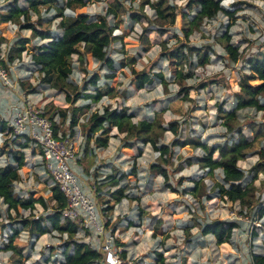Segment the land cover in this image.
<instances>
[{"label": "rangeland", "instance_id": "rangeland-1", "mask_svg": "<svg viewBox=\"0 0 264 264\" xmlns=\"http://www.w3.org/2000/svg\"><path fill=\"white\" fill-rule=\"evenodd\" d=\"M12 1L0 0V13L5 12L4 9H7ZM112 1L89 0L85 7L76 8L74 11L94 17L103 13ZM159 1L150 0L152 3ZM219 1L226 11L235 14L234 17L230 18L221 13L211 21H204L198 30L191 32L188 39L183 37L181 28L187 26V20L192 18L195 12L188 14L184 21L178 16L174 26L168 28L164 35L155 31L147 19L141 18L139 22H133L127 13L120 12L118 22L122 20V23H119L113 34L119 39L107 50L108 56L115 60L112 70L98 62H89L82 67L76 62V56L71 59L74 66L70 80L74 85L80 87L82 82L88 81L93 74L100 76L98 90L102 98L99 102L93 101L92 96L95 94L93 87H90L88 92L91 94L88 100L80 98L71 106L66 103V97L70 96L72 99L76 91L71 89L57 91L42 85L41 75L36 72L30 60L36 41L26 45L27 51L22 54L20 60H15L12 64L6 63L10 75L4 73L5 78L0 75V101L8 102L7 106L11 107L17 100L25 98L24 101L28 100L27 102L43 109L48 119L53 117L57 121L60 134L70 132L69 121L73 108L85 106L89 102V109L77 113L79 125L73 134H76L75 137L79 135L83 141L82 124L94 112L109 107L132 113L135 122L157 120L166 130L158 146L170 145L175 140L183 141L187 137H197L201 142L207 143L209 148L221 144L225 133L222 125L223 113L233 108V93L238 91L236 82L241 71L246 69V62L251 54L264 43V0ZM187 2L188 0H167V4L177 6L181 13L185 14ZM140 3V0H126V6L133 9H137ZM18 6L22 10L28 9L26 0H18ZM55 6L52 8H56ZM143 12L149 21H152L153 12L150 7H144ZM53 14L54 12L46 11V8L41 9L44 21ZM35 20L36 16L32 14L31 21ZM59 21L60 19H56L49 26L57 34H61L56 27ZM9 24L0 26L1 35L11 32L4 37L6 44L2 45L0 56L5 61L9 47L20 38L30 36L29 30H20V27ZM226 31L231 34L232 44L239 48L240 57L237 63L228 60L223 48L225 42L218 41ZM143 37L148 39L147 45L142 44ZM182 44L187 48L210 45V50L205 48L201 50V54L207 53L209 56V63L198 66L199 61L195 54L189 62L181 60L171 62L165 57L164 54L167 53V50L164 51L165 45L168 50H173ZM2 70L0 68L1 72ZM133 71L137 73L147 71L151 75L161 73L167 89L164 90L160 81L154 78L152 83L138 89ZM109 75L115 77L106 78ZM24 80L34 88L33 92L20 89L19 82ZM210 81L216 83L208 84ZM201 84L207 86L198 89ZM183 90H186L192 101L182 100ZM60 112L66 114V120L60 117ZM0 119L4 121L3 124L7 123L6 117L0 115ZM239 120L245 124L242 128L243 134L248 141H252L253 135L247 124L250 121L255 124L264 123V112L243 110L239 112ZM171 124L177 127L176 133L170 131ZM5 133L6 131L0 132V168L8 165H5L11 158L8 151L17 152L19 150L17 144H23L20 141L13 143L5 140L7 145L4 146V137H7ZM109 136L106 149L92 147L93 153L86 154L82 161L78 162L79 165L75 163L72 168L74 170L79 168L90 176L87 185L99 210L103 225L102 233L115 238L114 250L118 252L122 264H155L156 252L162 254L165 264H248L252 253H262L264 231L258 227L260 224L254 221L251 213L240 215L236 203L231 204L220 198L207 201L199 197L197 192H191L193 180L201 176H204L208 189L214 183L222 181L220 171H215L209 176L198 166L197 162L203 155L201 148L193 146L173 148L171 166L162 165V168L171 171L167 184L176 190L171 192L163 178L149 170L159 156L149 144H138L133 149H126L122 140L124 134L112 129ZM27 143L28 147L22 150L25 165L19 171L20 180L15 184V191L24 198L28 197L27 193L37 191L52 208L54 202L50 200L51 178L40 163L41 152L34 147L33 142ZM263 147L264 140H257L253 147L245 152V157L238 162V166L246 173L249 172L257 161L260 162L257 153L261 152ZM213 156L218 159V153ZM179 165L183 168L182 171H176ZM132 168L135 169L136 175L125 177ZM90 169L91 173L88 172ZM75 175L77 180L80 179L79 175L76 173ZM178 180L180 186L177 185ZM261 182H264V175L259 174L255 185L259 187ZM120 188H124L125 192L120 201H116L113 195ZM260 192L264 196V189ZM0 210L3 214L0 218V249L8 242L10 230L20 228V224L17 223L19 220L31 216L36 219L44 214L43 209L36 205L31 212L20 211L22 218L8 220L4 215L6 207L1 201ZM10 214L14 216V213ZM216 221H234L239 224L233 231L231 245L218 246L212 236L201 235L204 224ZM253 233L258 234V237L253 238ZM75 239L88 244L95 241L99 246V252H103L100 249L103 236L81 232L80 237L77 235ZM64 241L66 235L61 237L57 233H49L35 240L26 230H22L14 242L15 246L24 250L21 257L14 252L2 250L0 264H58L62 260L61 247ZM122 252L125 253V258L121 257ZM103 253L106 256V253Z\"/></svg>", "mask_w": 264, "mask_h": 264}, {"label": "trees", "instance_id": "trees-1", "mask_svg": "<svg viewBox=\"0 0 264 264\" xmlns=\"http://www.w3.org/2000/svg\"><path fill=\"white\" fill-rule=\"evenodd\" d=\"M89 0H26L28 9L22 10L18 6V0H13L7 6L5 12L0 13V25L10 23L20 27V30H29L28 38H20L13 43L6 54V61L0 56V68L8 75L6 63L12 64L15 60H20L22 54L26 53V45L31 41H36V46L30 54V60L35 67L36 72L41 75L40 83L47 85L50 89L57 91H67L71 89L76 91L75 96L70 99L66 97V103L73 106L80 98L88 100L90 97L88 92L90 87L95 89L94 102H99L102 98L101 92L98 90V82L100 76L93 74L88 81H83L78 87L72 83L71 76L73 75V64L71 59L76 56V62L82 66L89 62H98L107 65L109 69L114 68L115 60L108 56L107 50L119 38L114 34L118 29L119 13H127L128 18L133 22H139L141 18L148 20L149 25L153 26L155 31L164 35L167 29L174 26L176 18L179 16L182 21L188 18V14L195 12V15L187 20V26L181 28V33L185 39H188L192 31L198 30L204 21H211L219 14L223 13L227 17L233 18L234 13L226 11L219 0H188L186 4L187 13H181L177 6L167 4V0H160L152 3L150 0H140L137 9L126 6V0H113L108 4L103 13L90 17L88 14L77 13L76 8L85 7ZM56 5V6H55ZM60 5V6H59ZM55 6L56 8H52ZM149 6L153 12L152 21H149L146 14L143 12L144 7ZM46 8L48 12H54L51 18L43 20L41 9ZM54 9V10H51ZM195 10V11H193ZM32 14L36 16L35 21H31ZM60 19L56 27L61 31V34L55 33L49 28L50 24ZM225 42L223 48L231 63H237L239 60V48L232 44L231 34L226 31L222 38L218 39L220 43ZM44 42V43H43ZM5 43V39L0 37V55L2 52L1 46ZM142 44L147 45L148 39L143 37ZM205 48L210 50L211 46L205 44L199 48H187L180 45L178 48L168 50L164 46V55L171 62L181 60L189 62L193 55H197L199 61L198 66H205L209 63L207 53L201 54V50ZM134 79L138 89H142L147 84L158 79L163 89H167L166 82L161 73L151 75L147 71L140 73L134 72ZM114 75L106 76V78H114ZM216 81H210L208 84H214ZM201 84L198 89H203L206 86ZM238 91L233 93L234 105L233 108L223 113V127L225 133L224 141L212 148H209L207 143L201 142L197 137H187L183 141L175 140L170 145L158 146L159 140L163 138L165 129L157 120H142L135 122L134 115L126 110H116L109 107L103 108L101 111H96L91 114L90 118L83 123L81 133L84 136V157L86 154L93 153V148L106 149L109 142V134L112 129H116L119 134H124V148L133 149L138 144H149L153 151L158 153L156 163L149 167V170L154 175H159L163 178L166 187L171 192H176L170 184L169 176L171 171L162 168V165L171 166L173 157V148H184L193 146L201 148L203 155L198 160V166L206 171V174L211 176L215 171H220L222 175L221 183H214L208 189L205 184L204 176L197 180H193L192 193L197 192V195L210 201L214 198L225 199L231 204H237L239 214L244 215L251 213L254 221L260 223V227L264 231V196L260 191L264 189V182L257 187L255 182L258 180V175H264V147L261 152L257 153L260 162L257 161L249 170L245 172L238 166V162L243 160L245 152L253 147L254 143L262 139L264 140V123L255 124L249 122V126L253 140L248 141L242 132L245 126L239 120V112L247 109H253L257 112H264V43L259 45L257 51L251 54V57L246 62V69L240 73V78L236 82ZM21 90L27 92L34 91V88L24 81L19 82ZM80 91L81 93H77ZM183 101H192L188 97L186 90H183ZM69 106V107H71ZM90 108V104L82 107L73 108L69 131L74 134V129L79 125L78 112H83ZM222 113V111L220 110ZM62 119L67 118L66 114L60 112ZM55 134L58 133L57 121L53 117L49 118ZM7 129L6 124H0V131ZM170 131L176 133L177 127L170 125ZM17 142V141H15ZM30 140L26 139L23 144H17L19 150L17 152L8 151V155L13 162L0 168V201L6 207L4 215L8 220L20 217V211H33L36 205H39L44 214L36 219L31 218L19 220L20 228L10 230L8 242L4 245L5 252L11 251L21 257L23 248H18L14 242L19 238L22 230H26L28 234L35 240L49 233H57L61 237L66 235V241L61 247L62 260L58 264H105V255L93 250L88 244L79 242L75 239L79 232V225L75 221L62 219V211L66 207V200L58 187H51L50 200L54 202L53 207H49L46 199L37 191L27 193L28 197L24 198L15 191V184L20 180L19 171L25 165V155L22 150L28 147ZM14 143V142H13ZM19 143V142H17ZM4 146L7 145L5 141ZM93 147V148H92ZM141 153V151H139ZM218 153V159L214 158V154ZM190 164V161H188ZM183 168L179 165L176 171H182ZM135 169L132 168L126 176H135ZM180 186V180L177 183ZM125 190L120 188L116 191L113 197L116 201H120ZM185 191H182V193ZM211 192V194H209ZM261 193V194H260ZM50 210V211H49ZM49 211V212H48ZM10 213H14L12 217ZM3 214L0 210V218ZM237 222H212L204 224L201 228L202 236H212L216 240V245H231L233 231L237 229ZM253 238H257L258 234L253 233ZM121 257L125 258V253H121ZM48 260V258H47ZM253 264H264V238L263 250L261 254L252 253L251 260ZM155 264H165L162 254L156 252Z\"/></svg>", "mask_w": 264, "mask_h": 264}, {"label": "built area", "instance_id": "built-area-1", "mask_svg": "<svg viewBox=\"0 0 264 264\" xmlns=\"http://www.w3.org/2000/svg\"><path fill=\"white\" fill-rule=\"evenodd\" d=\"M2 72L0 71V75L5 78ZM7 127L6 141L23 143L28 139L40 150V163L51 178V187H58L66 200L62 219L75 221L80 232L103 236L100 249L106 253L105 264H122L118 252L114 250L115 238L102 233V220L91 195V189L80 184L75 175L76 171L72 168L83 152L84 142L81 137L79 135L75 137L76 134L71 135L70 132L55 134L43 109L26 101L15 104ZM88 245L99 252V246L95 241ZM248 264L253 263L250 261Z\"/></svg>", "mask_w": 264, "mask_h": 264}, {"label": "crops", "instance_id": "crops-1", "mask_svg": "<svg viewBox=\"0 0 264 264\" xmlns=\"http://www.w3.org/2000/svg\"><path fill=\"white\" fill-rule=\"evenodd\" d=\"M10 25V24H9ZM1 26V25H0ZM5 26H8V23L5 25ZM14 26V25H13ZM11 32H8V34H6V33H2V35L0 34V36H2L3 38L4 37H6V35H9ZM5 44H6V42H5ZM1 49H2V46H1ZM25 99V98H24ZM24 99L22 98V99H20L19 101L17 100V102H23L24 101ZM26 102L28 101V100H25ZM1 103H0V115H2V116H4V117H6V122H8V120H9V118H10V116H11V114H12V112H13V108H14V104H13V106H12V104H11V107L10 106H7V105H9L8 104V102L6 103V101H4V100H1L0 101ZM16 102V103H17ZM14 103V102H13ZM8 109H10L9 111H6V110H8ZM6 111V112H5ZM2 122H4V121H2V119H0V123H2ZM6 124V126H7V123H5ZM5 131H8V127H7V129L5 130ZM1 133H4V131L2 132V131H0ZM4 140H5V137H4ZM84 158V143H83V152H82V154L79 156V158H78V160H77V162L76 163H78V162H80V160L81 159H83ZM82 161V160H81ZM1 163V162H0ZM6 164H12L13 165V162H12V160L10 159L9 160V162H7L6 161V163H5V165ZM78 165H79V163H78ZM75 171H76V174L77 175H79L80 176V179H79V182H80V184H82V185H85V187H87V188H90L89 187V185H87V182L89 181V175H87V174H85L84 172H82L79 168H77V169H75ZM88 172L89 173H91V169H90V171L88 170ZM94 188V187H93ZM80 234H81V232H80V230H79V232H78V236L80 237Z\"/></svg>", "mask_w": 264, "mask_h": 264}]
</instances>
